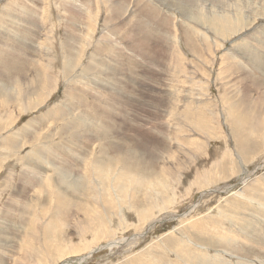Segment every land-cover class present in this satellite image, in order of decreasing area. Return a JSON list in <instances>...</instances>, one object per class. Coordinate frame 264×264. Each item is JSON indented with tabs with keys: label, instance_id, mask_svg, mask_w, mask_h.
<instances>
[{
	"label": "rangeland",
	"instance_id": "rangeland-1",
	"mask_svg": "<svg viewBox=\"0 0 264 264\" xmlns=\"http://www.w3.org/2000/svg\"><path fill=\"white\" fill-rule=\"evenodd\" d=\"M0 30V264H264V0H0Z\"/></svg>",
	"mask_w": 264,
	"mask_h": 264
},
{
	"label": "bare ground",
	"instance_id": "bare-ground-1",
	"mask_svg": "<svg viewBox=\"0 0 264 264\" xmlns=\"http://www.w3.org/2000/svg\"><path fill=\"white\" fill-rule=\"evenodd\" d=\"M178 1V0H177ZM194 1V0H193ZM166 2V1H165ZM178 5V4H177ZM176 5V6H177ZM26 7V6H25ZM15 9V8H14ZM142 9V8H141ZM31 10V9H30ZM149 11V10H148ZM25 12V11H24ZM150 12V11H149ZM22 13V12H21ZM28 13V12H27ZM25 14H26V12H25ZM157 15V14H156ZM25 16V15H24ZM27 16V15H26ZM120 19V18H119ZM263 26V25H262ZM140 28V27H139ZM141 29V28H140ZM1 31V30H0ZM75 31V30H74ZM138 33V32H137ZM186 33V32H185ZM258 33V32H257ZM110 34V33H109ZM11 35V34H10ZM3 39V38H2ZM21 40V39H20ZM115 41V40H114ZM261 41V40H260ZM5 42V41H4ZM8 42V41H7ZM21 42H24L23 40L21 41ZM139 42V41H138ZM156 45V44H155ZM128 48V47H127ZM77 53V52H76ZM70 55V54H69ZM112 56V55H111ZM253 56V55H252ZM134 70V69H133ZM109 71V70H108ZM14 77V76H13ZM17 77V76H16ZM15 77V79H17ZM113 77H114V75H113ZM12 78V77H11ZM107 78V77H106ZM14 79V78H13ZM5 81V80H4ZM149 81V80H148ZM35 82V81H34ZM100 82V81H99ZM11 83V82H10ZM16 83V82H15ZM246 84V83H245ZM12 85V84H11ZM17 85V84H16ZM22 90V89H21ZM36 92V91H35ZM141 97V96H140ZM139 99V98H138ZM119 100V99H118ZM140 100V99H139ZM228 100V99H227ZM245 100V99H244ZM141 101V100H140ZM145 101V100H144ZM249 102V101H248ZM127 103V102H126ZM99 104V103H98ZM90 105V104H89ZM250 106V105H249ZM105 107V106H104ZM99 108V107H98ZM101 108V107H100ZM100 108H99V110H100ZM246 108H248V107H246ZM132 109H133V107H132ZM149 109V108H148ZM257 109V108H256ZM95 111V110H94ZM98 111V110H97ZM104 111V110H103ZM107 112V111H106ZM130 112V111H129ZM140 113V112H139ZM156 113V112H155ZM109 114V113H108ZM132 114V113H131ZM136 114V113H135ZM93 115V114H92ZM91 115V116H92ZM107 115V114H106ZM61 116V115H60ZM169 116V115H168ZM228 117V116H227ZM65 119V118H64ZM187 121V120H186ZM85 122V121H84ZM33 123L35 124V122L33 121ZM32 123V124H33ZM75 123V122H74ZM71 124H72V122H71ZM89 125V124H88ZM261 125V124H260ZM235 126V125H234ZM256 126V125H255ZM32 127V126H31ZM75 126H73V128H74ZM91 127V126H90ZM243 127V126H242ZM241 127V128H242ZM80 127H78L77 129H79ZM87 128V127H86ZM167 129V128H166ZM234 129H235V127H234ZM243 129V128H242ZM27 130H29V129H27ZM93 130V129H92ZM236 130V129H235ZM77 131V130H76ZM26 132V131H25ZM28 132H30V131H27V133ZM79 133H82V132H80V131H78ZM88 132V131H87ZM97 132V131H96ZM102 132V131H101ZM100 132V134H102ZM26 133V134H27ZM34 133V132H33ZM72 133V132H71ZM108 133V132H107ZM242 133V132H241ZM23 134H25V133H23ZM73 135H74V133H72ZM87 134V133H86ZM100 134L98 135V132H97V135H98V137L100 136ZM105 134V133H104ZM237 134V133H236ZM30 134L28 133V136H29ZM77 135V134H76ZM96 135V136H97ZM108 135H110V134H108ZM78 136V135H77ZM80 136H81V134H80ZM102 136V135H101ZM242 136V135H241ZM104 137H106V135L105 136H103V138ZM74 138V137H73ZM80 138V137H79ZM99 138H101V137H99ZM107 138V137H106ZM105 138V139H106ZM239 138H241V137H239ZM245 138V137H244ZM28 139V138H27ZM78 139V138H77ZM76 139V140H77ZM241 139H243V138H241ZM245 140V139H244ZM249 140V139H248ZM28 141V140H27ZM133 141V140H132ZM12 143V142H11ZM244 143V142H243ZM141 144V143H140ZM163 145V144H162ZM242 145V144H241ZM112 146V145H111ZM142 146V145H141ZM240 146V145H239ZM245 146V145H244ZM252 147V146H251ZM105 148V147H104ZM103 148V149H104ZM240 148L242 149V151L246 154L247 153V151L249 150H247V148L246 147H242V146H240ZM106 149V148H105ZM104 149V150H105ZM101 150H102V148H101ZM138 150V149H137ZM160 151V150H159ZM102 152V151H101ZM119 152V151H118ZM132 152V151H131ZM157 152V151H156ZM103 153V152H102ZM143 153V152H142ZM140 154V153H139ZM249 154V153H248ZM104 155V154H103ZM127 155V154H126ZM143 155V154H142ZM146 155V154H145ZM144 156V155H143ZM130 158V157H129ZM98 160V159H97ZM96 160V161H97ZM123 160V159H122ZM145 160V159H144ZM156 160V159H155ZM160 160V159H159ZM95 161V162H96ZM126 161V160H125ZM138 161V160H137ZM147 161V160H146ZM128 162V161H127ZM144 162V161H143ZM97 163V162H96ZM101 163V162H100ZM120 163V162H119ZM133 163H135V162H133ZM132 163V165H124L125 164V162H124V171H123V173H122V177L121 178H119L118 180V182H119V184H118V186L116 185V187L117 188H119V190L121 191V194L123 193L124 194V192L126 191V190H128L129 188L132 190V192L133 191H135V193H138V192H140V190H137V186H135V185H140L141 183H142V185H143V180H144V178H143V176L144 175H142L143 174V172L141 173V170H140V168L141 167H139L138 165H137V163H135V164H133ZM99 164V163H98ZM97 164V165H98ZM108 164H110V166H106L107 168H108V170L107 171H109L110 170V168H112V167H114V166H112L111 164L112 163H110V162H108L106 165H108ZM141 164V163H140ZM148 165V164H147ZM101 166V165H100ZM102 166H104V164L102 165ZM103 168V167H102ZM102 168H101V170H102ZM103 168V169H104ZM145 168H147V167H145ZM114 169V168H113ZM96 170V169H95ZM160 171H162V170H160ZM98 172V171H97ZM115 172V171H114ZM146 172V171H145ZM107 173V172H106ZM111 173V172H110ZM148 174V173H147ZM151 175V174H150ZM155 175H157V173H155ZM166 175V174H165ZM165 175H164V177H165ZM170 175V174H169ZM120 176V175H119ZM123 177H125V179L127 178V179H129V181L131 182V184L132 185H134V186H132V185H129V184H127L126 183V181L124 180V178ZM144 177H146L147 178V176H144ZM152 177V176H151ZM150 177V178H151ZM170 177V176H169ZM146 178H145V181H146ZM149 178V177H148ZM154 178V177H153ZM122 180H124V183H123V181ZM148 180V179H147ZM152 180V179H151ZM62 181V180H61ZM102 181H104V180H102ZM155 181H156V178H155ZM158 181V180H157ZM128 182V181H127ZM218 183V182H217ZM155 184V183H154ZM153 185V184H152ZM157 186V185H156ZM159 186V185H158ZM141 187V186H140ZM155 187V186H154ZM138 188H139V186H138ZM142 188H143V186H142ZM70 189V188H69ZM109 190V189H108ZM131 190H130V192H131ZM127 193V192H126ZM255 193V192H254ZM114 194V193H113ZM119 194H120V192H119ZM122 194V195H123ZM134 194V193H133ZM256 195V194H255ZM123 197V196H122ZM126 197V196H125ZM151 197V196H150ZM254 197V196H253ZM257 197V196H256ZM256 197H254V198H256ZM111 198V197H110ZM127 199H128V201H130L131 203H136V204H139L140 202H141V200L140 199H137V195H134V196H131V195H129L128 194V197H127ZM120 201V200H119ZM58 202H60V203H63V202H65V200H62V201H60V200H58ZM67 203V202H66ZM60 205V204H59ZM59 205H56V206H59ZM64 205H66V204H64ZM67 205H68V203H67ZM61 206V205H60ZM143 206H145V205H143ZM65 208V207H64ZM106 209H107V207H105ZM61 209L63 210V208H62V206H61ZM59 210V209H58ZM60 211V210H59ZM61 212V211H60ZM120 213V212H119ZM136 216V215H135ZM141 216V215H140ZM86 227V226H85ZM49 228H50V226H49ZM89 228V227H88ZM246 241V240H245ZM124 242V241H123ZM121 243L122 242H112V243H109V244H106L105 246H103V247H100V249H102V248H108V249H113L112 247H118V246H120L121 245ZM224 252V251H223ZM89 255H90V253H89ZM89 255H88V257L87 258H89ZM92 255V254H91ZM82 257V256H81ZM130 257V256H129ZM192 257V256H191ZM190 257V258H191ZM86 257H84V258H80L81 260H79L80 262L81 261H86V259H87ZM125 259H127V258H125ZM192 259V258H191ZM200 259V258H199ZM203 259V258H202ZM77 260V259H76ZM79 261H77V262H79ZM70 262V261H69ZM76 262V263H77ZM196 262H198V261H196ZM201 262V261H200ZM200 262H198L199 264H200ZM71 263V262H70ZM73 263H75V262H73ZM128 264V263H127ZM130 264V263H129ZM131 264H137V261H133V263H131Z\"/></svg>",
	"mask_w": 264,
	"mask_h": 264
}]
</instances>
